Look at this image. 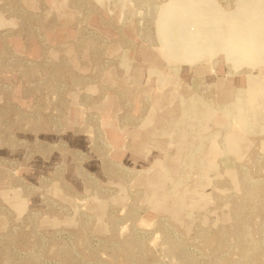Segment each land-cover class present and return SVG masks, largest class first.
<instances>
[{"label":"rangeland","instance_id":"rangeland-1","mask_svg":"<svg viewBox=\"0 0 264 264\" xmlns=\"http://www.w3.org/2000/svg\"><path fill=\"white\" fill-rule=\"evenodd\" d=\"M0 264H264V0H0Z\"/></svg>","mask_w":264,"mask_h":264},{"label":"bare ground","instance_id":"bare-ground-1","mask_svg":"<svg viewBox=\"0 0 264 264\" xmlns=\"http://www.w3.org/2000/svg\"><path fill=\"white\" fill-rule=\"evenodd\" d=\"M250 83H252L251 79H249V84ZM249 87L250 88L245 91L242 100L237 103L232 113L241 121V126L244 129L254 130L255 123L259 119L261 109L263 108L257 104L260 97L259 91H256L255 86L252 84H250Z\"/></svg>","mask_w":264,"mask_h":264}]
</instances>
